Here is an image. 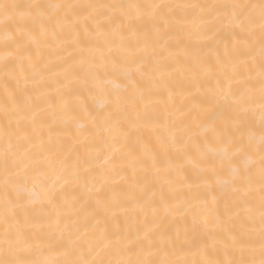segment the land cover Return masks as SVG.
<instances>
[{"label": "snow or ice", "instance_id": "1", "mask_svg": "<svg viewBox=\"0 0 264 264\" xmlns=\"http://www.w3.org/2000/svg\"><path fill=\"white\" fill-rule=\"evenodd\" d=\"M81 16L84 25L97 22L95 31L104 36L109 48L116 45L122 54L120 63L111 67L116 79L107 81L111 87L103 89L107 102L90 117L89 126L81 128L77 143L83 142V152L59 143L45 144L36 135L44 123L40 98L26 95L19 99L7 87L10 68L23 56L25 45L40 34L63 45L67 67L58 81V92L71 96L89 82L105 83L101 77L108 61L101 64L91 50L81 46ZM146 28L155 31L156 41L146 32L140 38ZM171 34L194 41L185 48L196 69L193 85L201 87L215 79V86L200 97L206 106L210 135L201 137L200 112L195 108L183 113L181 121L160 126V151L183 154L198 181L189 185L188 195L170 201L165 185L154 182L162 172L157 157L145 159L125 148L148 112L151 92L144 81L171 80L179 71L161 61L148 73L142 64L144 55L156 56V43L163 44ZM240 34L250 41L243 54L251 57L249 79L252 73L258 74V93L252 87L239 86L234 63L220 55L215 64L211 60L225 35ZM224 50L233 56L240 54L238 47L224 45ZM0 71L5 76L0 100L4 116L0 124V264H264V0L82 4L0 0ZM256 104L261 115L258 130L248 120L251 106ZM63 107L69 108L67 101ZM257 152L258 162L254 159ZM114 154H119L120 163L105 167L99 175L92 174L90 164L103 159L107 165ZM124 162L142 169L143 183L133 177L129 188L141 211L121 226L113 211L122 207L120 201L104 200L100 194L122 177ZM182 171L177 168L175 175L179 177ZM181 183L188 184V180ZM213 185L235 198L225 205V216L197 195L200 189ZM168 187L173 186L169 183ZM91 200L95 204L89 207ZM21 212L22 221L18 219ZM242 213L246 223L229 229V258H173L191 249L209 256L224 238L221 226ZM44 220L49 221L46 226Z\"/></svg>", "mask_w": 264, "mask_h": 264}, {"label": "bare ground", "instance_id": "2", "mask_svg": "<svg viewBox=\"0 0 264 264\" xmlns=\"http://www.w3.org/2000/svg\"><path fill=\"white\" fill-rule=\"evenodd\" d=\"M3 2H27V0H3ZM35 2V0H34ZM52 3H127L129 0H50ZM133 2L151 3L153 0H133ZM156 2L167 3H208L209 0H156ZM219 2L229 3L232 0H219ZM240 2L248 3L249 0H240ZM87 15V14H84ZM104 18L101 17L102 23ZM80 22L84 25V16L80 17ZM96 23L88 21L84 25L80 33V43L85 49L91 50L92 54L97 57V60L104 64L108 61V67L104 75L101 77L105 83L93 84L89 82L88 87H78L75 89L74 94L66 96L58 92V81L62 78L63 73L67 67L64 63L66 55L63 54L61 43L52 41L48 36L43 34L37 35L35 39L25 45L23 56L15 61L10 68V75L7 79V87L10 92H14L19 99L24 96H35L40 98L41 114L40 118L44 121L36 135L44 141L45 144L59 143L63 145L72 146L76 151L83 152V142L77 143L81 138V128H87L90 124V117L97 111L101 110V106L107 102V98L103 89L110 88L111 85L107 81L115 80L116 77L111 75L112 63L119 64L122 60L121 50L113 45L109 48L104 36L95 31ZM34 32L37 30H33ZM148 33L152 40L156 41L157 37L154 30L145 29L144 32L139 33L142 39L144 33ZM259 33L255 37L256 43V64L259 63ZM114 39H118L114 37ZM132 43L136 42V37H131ZM194 41L190 42L185 35L171 34L163 44L156 43L158 54L156 56L145 54L142 64L146 72L151 73L158 64L163 61L169 66L178 68L179 71L173 73L171 80H163L156 82L155 80H145L144 84L150 89V96L148 99V112L142 117L141 124L143 125L139 132H134L128 138L125 151H130L134 155L142 156L148 159L155 155L160 161L162 172L160 175L154 177L155 183H162L165 185V195L171 201L174 197L183 198L188 195L189 185L195 186L198 182L195 170L184 159L183 154L175 151L164 154L160 151V126L166 125L170 121L177 123L184 119L183 113L195 108L200 112L201 137L210 135L208 132V119L205 107L200 97L203 96L205 90L209 87L215 86V79L210 83H205L201 87L193 85V79L196 76V69L193 65L192 57L185 55V48L189 47ZM250 41L244 34L239 36L225 35L223 43L220 45L218 51H213L211 60L215 64L216 56L220 55L223 60L236 65V72L240 87H252L258 93L259 78L257 73H252V78L248 76V61L251 57L244 55L247 51ZM224 45L230 48L238 47L240 54L233 56L224 50ZM205 49V53H206ZM121 77L117 82H121ZM5 83L4 72L0 71V100L3 99V86ZM89 89H94L89 91ZM67 101L69 108L64 109L63 105ZM106 110V109H105ZM248 120L258 130L261 126V115L259 104L251 106L248 114ZM145 121H152L145 123ZM4 122L3 113L0 112V124ZM259 135L257 131V136ZM193 158L196 157L195 147L190 149ZM254 159L258 162L259 153L255 155ZM171 161V163H169ZM120 163L119 154H114L113 158L105 165L103 159H96L89 165L93 175L101 174L105 167H112L113 163ZM183 168L181 175H175L177 168ZM122 177H117L115 182L106 186L101 191V198L104 200L118 199L122 205L116 208L115 212L118 222L121 226L129 223L130 216L134 212H140V207L133 202V193L130 192L129 185L133 177L140 184L143 183L142 169L137 166L131 168L128 162H124ZM188 180V184H182L181 180ZM173 187L169 188L168 184ZM258 188V185H257ZM201 200L206 205L217 211L221 216H225V205L230 200H233L230 193L220 190L216 185L211 189H200L197 193ZM259 193L256 192L255 199L258 204ZM198 205L200 201L196 202ZM95 204V200L88 202L91 207ZM99 210V209H97ZM258 215V213H257ZM19 220H23V213L18 216ZM247 217L243 213L240 217L233 221H226L221 226L219 231L224 234V238L218 245L217 249L209 256L205 257L200 254L197 249H191L179 253L176 257L180 259L196 260V259H213L223 260L229 258L226 255L227 239L229 229H235L237 224L246 223ZM42 223L46 226L49 221L44 220ZM39 227V225H37ZM258 247V245H257Z\"/></svg>", "mask_w": 264, "mask_h": 264}]
</instances>
